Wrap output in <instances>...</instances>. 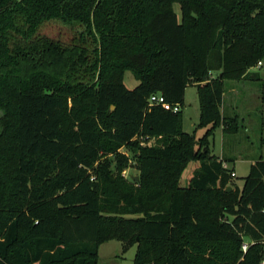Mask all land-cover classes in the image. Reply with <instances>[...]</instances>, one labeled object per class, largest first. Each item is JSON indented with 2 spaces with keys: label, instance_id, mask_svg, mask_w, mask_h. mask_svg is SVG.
Returning <instances> with one entry per match:
<instances>
[{
  "label": "trees",
  "instance_id": "16d2710c",
  "mask_svg": "<svg viewBox=\"0 0 264 264\" xmlns=\"http://www.w3.org/2000/svg\"><path fill=\"white\" fill-rule=\"evenodd\" d=\"M49 22L75 38L40 36ZM259 62L264 0H0V264H98L114 240L132 264H264V158L239 188L209 147L244 128L221 112L228 82L255 83L262 115ZM188 86L200 138L182 129Z\"/></svg>",
  "mask_w": 264,
  "mask_h": 264
},
{
  "label": "rangeland",
  "instance_id": "374dc122",
  "mask_svg": "<svg viewBox=\"0 0 264 264\" xmlns=\"http://www.w3.org/2000/svg\"><path fill=\"white\" fill-rule=\"evenodd\" d=\"M177 9V7H176ZM77 29L74 27H68L61 25L56 22L46 23L41 30L39 31L40 36L47 37L52 40L61 41L64 43H70L76 36ZM251 72L258 74L260 77L264 78V62L263 65L259 68L255 67L251 70ZM124 85L128 89H133L137 82L133 79L130 72H125L124 74ZM231 85H234L236 88L237 96L234 97L235 93L232 96L226 98L224 102V108L226 109V113L229 114H237L240 116V123L244 127L239 131L238 134L232 136H226L224 140V153L225 157L231 155L234 156L233 162L229 163L230 166H234V172L236 174L235 182L237 187L241 188L243 184V178L246 177L249 164L244 163L248 162L252 158L258 159L259 156H263L264 158V146H261L260 143V123L261 119L264 120V106H262L261 111L262 115H260V104L255 101L254 94L249 92L246 89H253L255 87V83L247 81L241 83H233L228 82L226 88H229ZM196 88L194 86H188L185 89V101L184 107L182 109L183 112V127L184 130L192 133L191 128H189V122L187 121L188 113L190 116H193V112L195 110L198 111V105L196 100ZM230 100V101H229ZM197 113V112H196ZM2 116V111H0V117ZM262 116V117H261ZM196 138L201 136V132L196 133ZM212 141V140H211ZM211 142V151L214 154L219 153L220 146V138H214ZM149 146H151L154 142V139L147 141ZM234 149V155L232 152ZM118 154L124 156L127 159L126 167L124 171L121 173V176L125 179H131L134 181L135 177L139 178V174L135 169L136 160L133 157V154L126 147H122L118 150ZM113 156L107 155L106 159H112ZM239 161H244L237 163ZM191 166L186 169L180 179V185L185 186L186 179L190 174ZM137 182V181H134ZM136 251V246L131 247L126 253H122V244L118 241H109L102 244L99 248L98 252V264H132L134 255Z\"/></svg>",
  "mask_w": 264,
  "mask_h": 264
},
{
  "label": "crops",
  "instance_id": "0c3cea01",
  "mask_svg": "<svg viewBox=\"0 0 264 264\" xmlns=\"http://www.w3.org/2000/svg\"><path fill=\"white\" fill-rule=\"evenodd\" d=\"M262 66V65H261ZM196 91V90H195ZM237 91H236V89H234V88H232V87H229L228 89H227V91L224 93V95H223V103H222V108H221V112L224 114V115H230L228 112L226 113V109L224 108V102H225V100H226V98H228V97H230V96H232V94L233 93H235V95H234V97H236L237 96V93H236ZM196 100H197V95H196ZM184 101H185V95H184ZM230 101V100H229ZM197 105H198V100H197ZM183 107H184V105L182 106V108H181V112H182V109H183ZM197 112V113H196ZM182 114H183V112H182ZM233 114L231 113V116H232ZM187 118V121L189 122V128H191V130H192V133H195V135H196V133H198L199 131L201 132V136L204 134V129H202V130H195V127H196V125H197V123H198V121H199V107H198V111H196L195 110V113L193 112V116L191 117L190 116V113H188V116L186 117ZM182 129H183V131L184 132H186V133H189V132H187V131H185L184 130V127H183V119H182ZM192 133H189V134H192ZM200 136V137H201ZM199 137V138H200ZM220 138V141H219V143H220V146H219V153L218 154H214L212 151V155H214V156H217V157H219V158H225V153H224V140H225V137H223V134H222V129L221 128H218V129H216L215 130V132H214V136H213V138L211 139L212 141L211 142H214L213 141V139L214 138ZM211 142H210V145H209V147H210V150H211ZM212 144H215V142L214 143H212ZM232 152H233V155H234V149H232ZM235 156V155H234ZM234 156H232L231 155V152H230V156L228 157V159H234ZM256 160V158H252L251 160H248V162L246 161V162H244V161H239V162H237V163H240V162H244V163H247V164H249V166L254 162ZM189 166H191V169H190V174H192L193 173V171L195 170V168H196V166H197V164L196 163H190L188 166H187V168L186 169H188L189 168ZM223 167H229V168H232L233 169V173L235 174V172H234V166H233V164H232V166H230V164L228 163V164H223ZM249 171V170H248ZM248 174V173H247ZM190 177H191V175L188 177V180L190 179ZM235 178H236V174H235V177L233 178V181H234V185L235 186H237L236 185V182H235ZM188 180L186 179V182H185V186L187 185V182H188Z\"/></svg>",
  "mask_w": 264,
  "mask_h": 264
},
{
  "label": "built area",
  "instance_id": "2783aa9c",
  "mask_svg": "<svg viewBox=\"0 0 264 264\" xmlns=\"http://www.w3.org/2000/svg\"><path fill=\"white\" fill-rule=\"evenodd\" d=\"M261 65H262V64L259 62V63L256 65V67L259 68V67H261ZM148 105H149V106L159 105V106L163 107V108L166 109V110L171 109V111H172L173 113H177V112L180 111V106H178V105H175V106H173V107L169 106V104L164 100L163 96H161L160 94L152 95V96L149 98V100H148ZM146 139H147V138H146ZM231 177L234 178V177H235V174L232 173V174H231ZM246 247H247L246 244H243V245H242V251H243V252L246 251Z\"/></svg>",
  "mask_w": 264,
  "mask_h": 264
},
{
  "label": "water",
  "instance_id": "95a60500",
  "mask_svg": "<svg viewBox=\"0 0 264 264\" xmlns=\"http://www.w3.org/2000/svg\"><path fill=\"white\" fill-rule=\"evenodd\" d=\"M111 109L113 110V107H111ZM139 180V178L138 177H135L134 178V181H138ZM231 188H228L227 190L229 191Z\"/></svg>",
  "mask_w": 264,
  "mask_h": 264
}]
</instances>
